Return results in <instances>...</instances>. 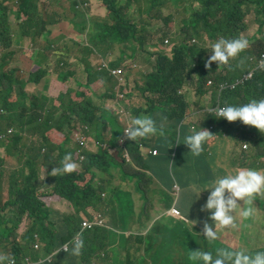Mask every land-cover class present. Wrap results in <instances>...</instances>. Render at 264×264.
Masks as SVG:
<instances>
[{
	"label": "trees",
	"instance_id": "16d2710c",
	"mask_svg": "<svg viewBox=\"0 0 264 264\" xmlns=\"http://www.w3.org/2000/svg\"><path fill=\"white\" fill-rule=\"evenodd\" d=\"M86 1L91 4L94 0H71L57 6L56 9L64 10V13L69 10L77 20L84 18L86 22L84 28L88 29L93 18L88 17ZM14 2L19 7V15L27 17L26 24L27 26L30 24L23 33L24 37L38 39L45 25L39 16L30 13L38 5L44 7L45 3L42 0H28L26 5L17 0ZM101 2L107 9L115 8L119 11L111 10L107 19L102 21L97 19L93 22L87 38L91 46L85 50L73 46L72 55L65 60L67 68L79 63L87 65L89 61L87 54L90 52L89 57L97 70L88 76V81L80 83L79 89L74 90L75 93L81 94L84 100L71 106V113L65 120L53 116L49 117L44 125H38L35 112L41 106V100L30 91L42 89L28 84L23 76L15 75V72L11 76L1 73L7 68L5 65L15 48L12 41H6L11 19L0 23V148H5L10 157L24 146H28L32 153L25 155L26 160L19 170L14 172L7 170L8 176L4 183L10 192L8 201L2 200L3 193L0 189V256H5L8 252L18 256L30 254L35 260L42 254L44 256L54 254L62 246L67 245L68 251L59 250L50 262L45 261L43 264H65L63 259H66L67 264H153V260L156 264L164 259L165 264L169 262L191 264L187 259L191 251L199 249L210 251L216 245L219 247L227 245L218 240L215 244L209 243L204 239L203 231L197 227H193L194 231L193 228L192 232L189 231L187 225L196 222L195 225L202 227L207 220V213L202 212L201 207L207 199L208 192H204V196L195 202L190 213H187L191 198H184L183 200L187 199L189 203L187 205L183 203L184 207L179 206L182 189L186 191L194 179L205 181L212 179L218 173L217 170L224 171V166L243 167V161H249L258 169H264V133L242 123L217 119L214 117L215 114L209 111L225 103L242 104L253 98H264V71L256 69L255 66V62L264 54V0H206L205 3L197 0L195 7L186 6L184 12L188 15V20H184L183 23L187 25L183 27L184 36L181 38L180 46L175 49L174 58L165 57L166 63L163 65L160 62L157 65L155 60L154 67L166 71L154 72L143 84H137L131 75L121 76L119 80L113 82L112 78L118 74L112 71L119 69L120 63L108 61L107 55L101 60L97 57L100 51H112L116 43L128 38L129 32L132 31L131 26L125 24L121 26L118 19L121 15L138 18L139 10L135 14H129L128 9L132 0H122L120 6H117L115 0ZM149 5L151 9L157 11L152 19L154 23L159 21L163 27H168L172 19L160 17L161 7L157 6L156 2L150 1ZM48 7L44 9V20L51 11ZM4 10L5 8L0 6V11ZM251 10L254 11L255 23L258 25L256 33L261 35L257 52H251V46L250 49L243 51V57L236 64L226 68L213 64L205 67L209 54L199 43L202 35L206 34L215 40L210 33L215 22L224 27L226 35H237L247 31L249 28L246 16ZM88 11H91V7ZM65 18L72 22L71 16L66 14ZM62 19L52 16L50 23H59ZM161 19L166 24L161 22ZM103 22L104 28L101 29ZM149 26L151 24L144 27L146 36ZM161 29L158 28L159 31ZM117 30L124 31L126 36L120 38L114 33ZM194 38L198 43L190 44V40ZM250 40L249 36L248 41ZM166 41L167 39L165 43ZM97 60H99L97 63H93ZM60 66L58 62V68ZM178 69H183L186 74L177 77L175 71ZM252 71L255 73L254 76L247 79L246 76ZM196 72L200 73L199 78L194 75ZM66 73L67 69L65 75ZM42 76L37 70L34 73V83H38ZM100 76L107 78V84L98 79ZM233 80L237 83L235 89L221 90L222 84H229V81ZM110 82L112 84L109 88ZM188 86H191L190 91L187 89ZM103 90L104 93L96 94ZM108 99L113 100L112 105L120 101L122 106H125L122 108L128 111L130 117L149 116L148 113L153 106V113L149 117L155 119L158 125L164 124L163 135L137 143L130 140L132 148L126 151L118 150L115 153L121 157L122 153L129 152L131 162L125 159L119 161L109 154L108 150H101L99 147L97 153L93 149L91 152L87 151L88 145L93 144L95 140L107 142L111 152L116 141L115 135L124 133V124L119 125L117 120L105 118L100 111L104 101ZM198 108L201 111L195 113ZM159 111L163 112V116H167L164 121L156 116ZM76 115L82 123L79 132L83 134L81 140L65 135L69 134L71 125L75 122L71 119ZM104 127L107 129L109 127L110 134L104 133ZM200 128L212 134L200 156H193L186 145L174 142L179 138L182 143L183 136L189 134V129ZM52 130L60 134H49ZM179 130L185 133L182 131L183 134H179ZM121 138L127 142L124 135ZM141 143L152 152L157 151L158 155H150L146 148L140 146ZM250 149L254 150V153ZM68 153H71L77 164H83L81 170L76 169L71 174L53 176L52 169L60 167L63 157ZM142 155L147 158H143ZM41 160L43 163H40ZM4 162L0 156V168L4 167ZM191 164H194V167H191ZM149 165L158 168L148 170ZM111 167L121 170L124 183L136 179L135 186L141 194L144 208L138 215V221L142 220L146 227L139 228L141 231H135L138 236H129V239L125 237L122 240L117 238L114 240L116 214L122 213L123 218L130 221H134L136 215H130L122 208L130 205L129 196L125 197V204L122 203L121 196L119 199L113 196L115 181ZM191 168L192 171L187 174L179 173V178L175 174L176 170L189 171ZM42 171H45L48 178L53 181V188L49 192L37 191L43 182ZM4 175L5 173L0 171V182ZM145 179L144 189L147 192L140 190L139 187ZM178 179L182 180V185ZM155 180L159 187L152 189ZM173 196L177 197L174 201ZM155 201H159L163 206L161 212L163 217L160 220L153 218L154 224H150L153 212L149 206L151 207ZM52 203L69 205L73 213L58 215L57 212L48 210ZM116 203L122 207L116 208ZM254 204L256 213L252 219L261 214L259 230L262 231L264 197H257ZM172 209H178L181 215L192 221L185 223L179 216L171 215ZM252 219L251 223L254 224ZM176 225H180L183 231L189 233L185 240L178 242L177 239L167 236L168 233L166 235L161 233L163 228L168 229ZM77 234L83 239L84 247L79 256H73L71 241ZM252 235L258 236V232L252 230ZM36 236L43 246L42 252L34 249ZM220 238L226 240L228 234L221 232ZM262 239L264 241V232ZM259 249H264V246L258 245L255 249L249 250ZM161 257L163 260H158Z\"/></svg>",
	"mask_w": 264,
	"mask_h": 264
},
{
	"label": "rangeland",
	"instance_id": "374dc122",
	"mask_svg": "<svg viewBox=\"0 0 264 264\" xmlns=\"http://www.w3.org/2000/svg\"><path fill=\"white\" fill-rule=\"evenodd\" d=\"M7 0H0V6H3L5 8L4 11H0V23L6 22L14 17L17 16V7L15 4L10 3L9 5H5ZM28 0H18V2H23L24 5H26ZM46 6H49L52 4V8L50 9L53 12V15L56 17L64 18L66 16V13H64V10L57 11L55 9L56 6L59 4V0H42ZM71 0H65V2H69ZM117 1V6H120L122 3V0H115ZM153 1L156 2L157 6L162 7L165 2L171 3L173 5L181 4L185 5L187 2H189L188 6L189 8L195 7L197 0H132V2L137 6L139 9V14L140 16L138 18H133L132 16L124 17L121 15V17L118 19L119 24L122 26V24L131 26L132 31L129 32L128 38L116 43L113 46V50H105V51H100L99 55L97 57H100L99 60H101L105 55H107V60H112L115 63L119 62L121 64L120 66V71L121 74L118 75L117 77L112 78L113 82H116L121 78V76H128L132 75V77L136 80L137 84H143L146 83L149 80V76L153 74L154 72H165L166 70H162V68H155V60L157 61V65L160 62L161 65L163 63L165 64L166 62L164 61V58L169 56L171 58H174L175 54V49H177L180 46L181 43V38L184 36V30L183 27L187 25V23H183L184 20H188V15L185 12L178 13L176 9L171 8L166 11V14L168 17L170 16L172 21L168 23V27H163L162 24H160L159 21L154 23V16H156L157 11L154 9H151L149 2ZM201 2H206V0H201ZM105 9L106 6L104 7ZM19 9V7H18ZM43 7H35L33 11L30 13L33 16H39L40 20L43 22L45 25V35L50 36L51 38V45L55 47L56 51L52 54H49V51L47 55H45V52L40 53V57H35V60L39 61L40 63H44V61L47 59V56L49 54L50 58L57 60L59 59L60 64H65V60L69 59V56L72 55L73 52V46H75L77 49L87 48L88 46H91L90 41L87 39V31L84 28L85 25V20L84 18H80V20H77L74 18V15L71 14L70 16L72 17V24H68V29L73 30L70 34H68L66 31H63V28L56 27L52 25L51 17L46 16V19L44 20L43 15H45V10H43ZM115 9V8H114ZM114 9H107L106 13H110L111 10L114 12ZM110 10V11H109ZM117 10V9H115ZM119 11V10H117ZM19 15V13H18ZM19 16H24V15H19ZM161 22H165L164 20L161 19ZM189 23V22H188ZM151 24V26L148 27V34L146 36L145 34V29L144 27L146 25ZM166 24V22H165ZM246 24L248 26V30L243 32L244 34H247L248 36L253 38L252 42V48L251 52H257L258 50V42L260 41L261 35H257L256 29H257V24L255 23V16H254V11L251 10L247 16H246ZM111 25V24H110ZM108 25V26H110ZM161 27V31L158 30V28ZM104 28V22L101 23V29ZM62 30V31H61ZM172 31V32H171ZM170 32V33H169ZM116 35H118L120 38H123L126 36V33L122 30H117L114 32ZM215 40L219 39H233L234 36H242L243 33L237 34V35H226V31L224 27H221L217 22H215L214 26L211 27V32H210ZM168 40V44L165 43V40ZM193 40H196L195 42ZM211 42L208 44V37L206 35H202L201 40L199 41L200 44H202V47L206 50V52L209 54L211 44L215 41L210 39ZM154 43L156 45H153L151 43ZM190 44L193 43H198L197 39H192L189 42ZM67 49L69 50L67 52ZM159 50L165 51V52H158ZM87 54V53H86ZM90 52H88L87 56L89 58V61L87 65L85 63H79L76 64L73 73L65 75L62 72L58 71L59 75V81H64V84H59L56 86L52 91L48 93H43L39 96V93L37 92H32L33 95H36L39 97L41 100L42 106L38 107L36 110L43 112L45 115H52L55 116L61 120H65L69 114L71 113V106L75 104H80L83 102L84 98L81 94H77L74 92L73 85L78 84V83H85L88 81V76H91L94 72H96L95 65L92 64V60L89 57ZM243 57V56H242ZM157 58V59H156ZM34 60V62H35ZM99 60L94 61L93 63H97ZM239 60V59H238ZM238 60L230 61L231 65L236 64ZM149 64V68L146 69L147 65ZM52 63H50L49 67H52ZM258 66L262 68L264 66V60H260L258 63ZM227 66H224L226 68ZM175 74L177 77H181L185 75V71L183 69H178L175 71ZM196 77L199 78L200 73L196 72L194 74ZM55 77H52L54 79ZM100 81L103 83L107 84V78L104 76L98 77ZM50 79H48L49 81ZM112 82L108 83V86L110 88V85ZM189 91L191 90V86H188L187 88ZM105 90L101 91L100 93L97 92L96 94H102L104 93ZM77 94V95H76ZM86 94H84L85 96ZM195 96L192 95V97ZM210 94H209V99H210ZM107 101H110L108 99ZM107 101L104 102V105L101 107V113L104 114L105 118L111 119V120H117L118 124L120 123L119 120L124 124L125 128L128 126V119L125 115H121L120 112L122 111V103L120 101L115 103L116 108L112 106L111 103H108ZM116 109V110H115ZM201 109L198 108L195 110V113L200 112ZM78 115H76L77 117ZM73 120V119H71ZM110 121V120H108ZM69 123V122H68ZM121 124V123H120ZM72 127L76 130V122H73ZM124 128V129H125ZM74 131H72L71 135L74 134ZM104 133H108V129L104 127ZM125 138V134H117L115 135L116 141H114V149L111 150V153L113 157H115L117 160L120 161V159H125L129 162L132 161V157L129 152L122 153L121 157L120 155H116L115 153L118 150L126 151L130 148L133 147L132 143H129V139L127 138V142H124V140L121 138L123 136ZM246 145H248L246 143ZM143 148H146V151L149 152L150 155H153L152 151L147 149V147L142 146V143L140 145ZM250 146V145H248ZM250 148H252L250 146ZM89 151V150H87ZM251 152L254 153V150L250 149ZM95 152H98V147L95 146ZM157 152V151H156ZM158 155V152L157 154ZM143 156V155H142ZM155 156V155H154ZM143 158H147L146 156H143ZM40 163H43V160L40 161ZM249 161H243V167H252L258 169L257 166H253ZM191 167H194V164H191ZM151 168H158L156 166L149 165L148 170H151ZM111 169L114 171V187L115 192L113 193V196L117 199L122 197V203H126V198L122 195V190H128L133 193L132 197H129L130 199V205L127 206H121L119 204L116 205V208L122 207L125 209L130 215L133 214H138L140 215L143 211V206H142V201H141V194L140 192L135 193L133 185L131 183H124V178L123 174L120 169L118 168H113ZM159 171V169H158ZM192 171V168L187 171L185 169H179L175 171L176 176L179 178L178 174L179 173H188ZM152 172V171H151ZM218 173L216 174H222L223 171L217 170ZM215 174V175H216ZM179 183L182 185V180L178 179ZM199 181V182H206L205 180H198L194 179L193 182ZM49 183L51 188H53V181L49 179ZM146 183V179L144 180L143 184L140 185V190L147 192L146 189H144V184ZM159 187L157 181H154V184H152L151 188L152 189H157ZM204 196V192L201 194L200 198ZM191 198L190 204L187 207L186 211L187 213H190L191 207L195 202L198 200L194 201V198L190 196V194L182 189L180 197H179V206H182L183 204V199L184 198ZM176 196L172 197V201L176 199ZM156 199V197H154ZM192 203V205H191ZM242 203V202H241ZM184 207V206H182ZM149 208H152L149 206ZM50 211H54L59 213V211L63 212L64 215L71 214L73 213L72 207H67V206H60L59 204H50L49 209ZM161 210V206L157 201H155V210L153 211V214L156 215V212ZM162 212V210H161ZM236 220L238 227L233 230L229 231H223L228 234V238L226 240L219 239L218 241L220 243H225L227 246L229 245H234L237 248L240 246H244L247 249H255L258 245L264 246V241L262 239V232L264 230H259L260 225H261V214L252 219L249 220H242L239 215H236ZM207 221V220H205ZM151 224H154L152 221ZM192 225L189 224L187 227L189 228V231L192 232ZM146 227V224L140 220V221H130V220H125L123 218L122 213H117L115 218H114V232H115V238L118 240H122L125 237L129 239V236H138L135 231H141L139 228ZM193 227L199 228L201 231H203L204 226L200 227L197 225H193ZM164 230L161 231L163 235L169 236L170 238L177 239L176 241H183L189 236V233L183 231L180 228V225H176L171 228H163ZM252 230H256L258 232V236H253L252 235ZM194 231V228H193ZM236 240V241H235ZM217 241L212 242V244H215ZM175 245V244H174ZM172 245V246H174ZM219 247V245L214 246L211 248L210 251L213 252L215 255L216 249ZM38 252H42L43 246L39 243V249H35ZM11 251V249H10ZM6 254H9L6 253ZM43 255V254H42ZM65 264H67L66 259H63ZM158 260H163V257L159 258ZM151 262V261H150ZM165 259L163 261H158L156 264H165ZM155 263V260H153V264ZM43 264V263H41ZM168 264H175L174 262H169Z\"/></svg>",
	"mask_w": 264,
	"mask_h": 264
},
{
	"label": "clouds",
	"instance_id": "9594fccd",
	"mask_svg": "<svg viewBox=\"0 0 264 264\" xmlns=\"http://www.w3.org/2000/svg\"><path fill=\"white\" fill-rule=\"evenodd\" d=\"M188 4L189 2H187L185 5H173L171 3L165 2L160 9L159 15L163 19H169L171 17H168L166 14L168 9L174 8L178 13H182ZM15 6L17 7V3H15ZM18 13L19 9L17 10L18 19H23L22 16L18 15ZM25 18L24 26L27 27V17ZM11 34L12 30L9 27L8 33L6 35V41H11ZM248 38L249 36L243 33L242 36H234L233 39L222 38L215 40L211 44L205 67H209L211 64L218 65V67L230 66L232 61L242 58L243 51L247 48L250 49L252 46L253 38L250 37V42L248 41ZM193 41L195 42L196 40ZM168 42L169 41L167 40L166 44H168ZM210 42L211 40L208 37V44ZM260 60H264V54H262V56L255 62L256 68L258 67V70L264 71V68H260L258 66ZM117 70L121 69L119 68ZM1 73L11 76L4 71H1ZM246 78L248 79L249 77L246 76ZM236 85L237 83L234 82V80L229 81V84H222L221 90L223 91L227 88L235 89ZM122 111V114L129 118L128 126L123 131L129 140L135 141L137 143L140 140L150 139L152 137L164 134L163 123L158 125L155 119L146 115L130 117V114L124 108H122ZM209 111L214 113V117L217 119H224L228 122H233L236 124L242 123L244 125L255 127L261 133H264V98H253L247 103L242 104L225 103L223 106L209 109ZM72 119V122H76V130L71 125L70 131L74 129V134L65 135H70L77 140H81L83 138V134H79V132L81 131L82 123L76 116L72 117ZM179 134H181V130H179ZM211 138L212 134L206 129H189V134L183 136L182 143L179 138L174 142L176 144L186 145L190 150L189 152L193 156H200L204 151V146ZM93 144L94 146L101 148V150H108L109 154L112 155L107 142H98L93 140ZM152 154L156 155L157 152L153 151ZM82 165L83 164L81 163L77 164L73 160L71 153H68L63 157L61 166L58 168H53L51 173H53V176L71 174L76 169L81 170ZM46 179L49 180L48 175L46 176ZM135 181L136 179H130L125 183H131L133 185L134 192L138 193L135 186ZM39 188L37 189L38 192ZM186 191L191 197L194 198V201L198 200L203 192H208L207 199L201 207V211L207 213V221H205L203 228V237L209 243H212L220 239L221 232L233 230L238 227L236 220L237 214L242 220L245 221L252 219L255 216L256 208L254 207V201L257 200V197H264V169H256L252 167L229 168L224 166V171L222 174H216L212 179L206 182H192L188 185ZM122 195L124 197H132L133 193L123 189ZM1 198L4 202L8 201L10 199V192L8 193V198L6 200L3 194ZM157 203H159V201H157ZM159 205L161 206L162 210L163 206L160 203ZM151 207L153 212L155 210V202L151 205ZM161 210L157 211L156 215L152 214V217L149 221L150 224L152 223L153 218L160 220L163 217ZM170 214L173 216H179V218L185 223L192 221L189 220L187 216L181 215L178 209H172ZM135 215L136 217L134 221H138V214L135 213ZM208 221H211V223ZM23 243L24 242L22 240L21 244ZM36 244L39 245L37 236L34 243V249H36ZM64 247L67 248L66 251H68L67 245L62 246L59 250L66 252L63 250ZM83 247L84 241L80 234H77V236H75L71 241L72 255L79 256ZM58 251L47 256L41 255L35 260L30 254H22L18 256L9 253L5 256H0V264H4V262L5 264H7V262L8 264H15V261L10 259L12 256L18 259H21L23 256H29L31 258L32 264H41L45 261L50 262L53 255L57 254ZM187 259L191 262V264H264V249L251 251L244 246H240L239 248L234 245H229L227 247L220 246L216 249L215 255L212 251L199 249L188 253Z\"/></svg>",
	"mask_w": 264,
	"mask_h": 264
},
{
	"label": "crops",
	"instance_id": "0c3cea01",
	"mask_svg": "<svg viewBox=\"0 0 264 264\" xmlns=\"http://www.w3.org/2000/svg\"><path fill=\"white\" fill-rule=\"evenodd\" d=\"M64 2H65V0H59L58 6H62ZM86 2H87L86 8H87V12H88V17L93 18V21L89 23L88 29H86L87 38H88L92 23L96 22L97 19L99 21L107 19L108 14L106 13L107 9L104 8L105 5L101 2V0H94L91 4H89L88 1H86ZM10 3L15 4L14 0H7L5 5L7 6ZM167 6H171V5H167ZM45 7H48V6L45 5L43 8L45 9ZM56 7H55V9H56ZM89 7H91V11H88ZM51 8H52V4L49 5L48 9H51ZM137 10H139V9L132 2L130 8L128 9L129 14H135L137 12ZM16 13H17V11H16ZM66 14L70 16L72 13L69 12V10H66ZM51 16L55 17L53 15L52 11H50V14L48 17H51ZM25 19L26 18L18 19V16H16V17L12 18L9 22L8 27H10L12 30V34H11L10 38L14 44L15 49L13 51H11V58H9V60L7 61L6 65H5V66H7V68L3 71L6 72L7 74H10V75H13L15 72V75L23 76L25 81L28 82V84L42 89V91H39V90H30V91L31 92H37L41 95L43 93H48V92L52 91L59 84L65 83V80L62 82L59 81L58 71L65 74L66 69H67L66 75H68V74L73 73V70H74L76 65H71L67 68V65L61 64V66L58 68V62L60 60L59 59L54 60V59L50 58V56H49L50 53L56 55V53H54L56 51V49L54 46L51 45L50 36L45 35V32L43 30V29H45V26L41 29V32H40L38 39H36V40H32L30 38L28 39V38L24 37V35H23L24 31L30 25L29 24L27 27L24 26ZM70 23H72V22H69L68 19H66L64 17L59 23H51V24L56 26V27L63 28L62 29L63 31H66L68 34H70L73 31V30H69L67 27L68 24H70ZM151 44H153V42ZM48 51H49V54L47 56V59L44 61V63H40L39 61L35 60V57H40L41 52H45V55H47ZM68 51L69 50L67 49V52ZM158 52H163V51L159 50ZM34 60H35V62H34ZM50 63L53 64L51 68L49 67ZM119 66H121V64ZM149 67L150 66L148 64L146 69H148ZM37 70H39L43 76L38 83H34V81H33L34 73ZM52 77H55V78L52 79ZM48 79H50V80L48 81ZM81 83H83V82H81ZM80 85H81L80 83L73 85V89H75V88L79 89ZM105 101H107V100H105ZM107 102L112 103L113 100H110ZM112 106L114 108H116L115 104ZM122 107L125 108V106H122ZM35 112H36V120H37L38 125L46 124L47 119L49 117H53L52 115H45L43 112L38 111V110H36ZM152 113H153V106H151V110L149 111L148 115L150 116ZM120 114L123 115L121 112H120ZM156 116L159 117L161 119V121H164L167 118V116H163L162 111L157 112ZM119 122L121 124H123L121 122V119L119 120ZM120 123H119V125H120ZM72 131H74V129L71 130L69 132V134H71ZM182 131H181V134H183ZM108 133L110 134V130H108ZM49 134H60V133H58L55 130H52ZM122 134H124V133H122ZM92 149L95 152L94 144H89L88 150L91 152V151H93ZM27 154L32 155L31 150L29 149L28 146H24V147L20 148L19 150H17L15 155L12 157L7 155L5 148H0V156L5 160L4 167L0 168V171H3L5 173L4 177H2V181L0 182V189H2V193L4 195L5 200L8 198V193H9V188L4 183L5 179L8 176L7 170H11V172L19 170L22 163L26 160L25 155H27ZM41 174L43 176V182L40 185L39 192H49L52 189L51 186H50V189L48 191L43 190V188L45 187V184L47 182H49V180L46 179L47 174L45 173V171H42ZM183 203L185 205H187L189 203V200L185 199V200H183ZM52 204H59L60 206H64L60 203H52ZM67 207H69V205H67ZM57 214L58 215H64V213L61 211H59V213H57Z\"/></svg>",
	"mask_w": 264,
	"mask_h": 264
},
{
	"label": "built area",
	"instance_id": "2783aa9c",
	"mask_svg": "<svg viewBox=\"0 0 264 264\" xmlns=\"http://www.w3.org/2000/svg\"><path fill=\"white\" fill-rule=\"evenodd\" d=\"M85 4L87 6V3H85ZM262 68H264V66ZM112 72L113 73H117L118 75L121 74V71L120 70H115V71H112ZM122 112L123 111H121V113ZM35 247H36V249H38L39 248V245L36 244ZM63 250L66 251L67 248L64 247ZM10 259H13L15 261V264H32L31 258L29 256H23L21 259H18L16 257L12 256ZM7 264H8V262H7Z\"/></svg>",
	"mask_w": 264,
	"mask_h": 264
},
{
	"label": "water",
	"instance_id": "95a60500",
	"mask_svg": "<svg viewBox=\"0 0 264 264\" xmlns=\"http://www.w3.org/2000/svg\"><path fill=\"white\" fill-rule=\"evenodd\" d=\"M50 189V184H49V182H47L46 184H45V187L43 188V190L44 191H48Z\"/></svg>",
	"mask_w": 264,
	"mask_h": 264
},
{
	"label": "flooded vegetation",
	"instance_id": "af4514ba",
	"mask_svg": "<svg viewBox=\"0 0 264 264\" xmlns=\"http://www.w3.org/2000/svg\"><path fill=\"white\" fill-rule=\"evenodd\" d=\"M256 69H258V67H257ZM254 74H255V73H254L253 71H252V72H249V73H248V77H249V78H250V77H253Z\"/></svg>",
	"mask_w": 264,
	"mask_h": 264
}]
</instances>
